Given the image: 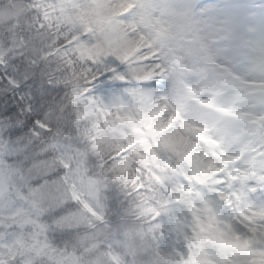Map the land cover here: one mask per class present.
<instances>
[{"label":"snow or ice","instance_id":"6c2138e0","mask_svg":"<svg viewBox=\"0 0 264 264\" xmlns=\"http://www.w3.org/2000/svg\"><path fill=\"white\" fill-rule=\"evenodd\" d=\"M16 7L0 25V66L20 53L10 62L32 78L15 90L39 79L38 108L63 89L55 112L87 148L75 170L43 152L42 168L69 175L37 177L42 206L78 210L59 216L54 241L27 227L4 264H264V0H0ZM29 122L35 142L52 132Z\"/></svg>","mask_w":264,"mask_h":264},{"label":"trees","instance_id":"16d2710c","mask_svg":"<svg viewBox=\"0 0 264 264\" xmlns=\"http://www.w3.org/2000/svg\"><path fill=\"white\" fill-rule=\"evenodd\" d=\"M20 13L19 7L0 9V25L14 20ZM19 55L20 53L13 52L8 58L7 67L0 66V167L3 165L7 167L5 170L13 171L12 176L8 178L11 194L17 199H22L24 196L26 198L27 195H30V198L26 213L15 219L0 218V232L3 234L14 232L23 237L27 235L26 228L31 227L33 232L47 231L49 239L54 241L55 237L61 234L57 227L59 216L63 212L77 211L78 206L69 201L59 211L52 212L48 210L55 206L51 198H48L47 204L42 206L48 190L43 186H37L35 183L37 177L48 175L50 172L55 173L52 181L59 186L65 171L57 170L51 161L48 162L47 168H42L38 164L39 158L43 152H49L58 158L62 156L73 166H77L84 163L82 157L87 144L83 139L82 130L77 131L71 121L60 118L55 112V108L61 102L63 89L57 93H47L51 96V100L42 102L39 108L32 97L34 89L40 96L45 95L41 90L42 82L39 79L29 83L24 92L15 90L18 83L23 84L32 78V72L27 65L24 69H20V64L10 62ZM30 102H32L31 115L27 111ZM37 115L52 125V132L44 135L39 142H35V133H33L36 126L29 122ZM87 167L94 177H98L103 169L102 158L89 152ZM103 196L109 219L118 220L123 203L119 189L115 185H109L104 189ZM62 198L63 189L56 195V202Z\"/></svg>","mask_w":264,"mask_h":264},{"label":"rangeland","instance_id":"374dc122","mask_svg":"<svg viewBox=\"0 0 264 264\" xmlns=\"http://www.w3.org/2000/svg\"><path fill=\"white\" fill-rule=\"evenodd\" d=\"M1 67L5 68L4 66ZM36 130L39 131L38 129ZM6 168L7 167L3 165L0 167V181H6L9 184L8 178L12 176L13 171L5 170ZM73 170H75V166ZM68 175L69 174L65 172L62 179L68 177ZM24 197H22V199H17L11 193H8L4 197L0 198V218L15 219L21 214L26 213L28 210L27 207L29 206L28 199L30 198V195H27L26 198ZM20 241L21 236L14 232L7 234L0 232V264H4L5 258H8V253L4 250L5 244L7 243L9 246L13 244L19 245Z\"/></svg>","mask_w":264,"mask_h":264},{"label":"water","instance_id":"95a60500","mask_svg":"<svg viewBox=\"0 0 264 264\" xmlns=\"http://www.w3.org/2000/svg\"><path fill=\"white\" fill-rule=\"evenodd\" d=\"M8 191V187L5 183L0 182V197L4 196V194Z\"/></svg>","mask_w":264,"mask_h":264}]
</instances>
